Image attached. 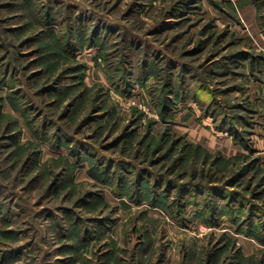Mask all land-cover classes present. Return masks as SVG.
<instances>
[{
  "label": "rangeland",
  "instance_id": "1",
  "mask_svg": "<svg viewBox=\"0 0 264 264\" xmlns=\"http://www.w3.org/2000/svg\"><path fill=\"white\" fill-rule=\"evenodd\" d=\"M262 228L264 0H0V264H264Z\"/></svg>",
  "mask_w": 264,
  "mask_h": 264
},
{
  "label": "trees",
  "instance_id": "2",
  "mask_svg": "<svg viewBox=\"0 0 264 264\" xmlns=\"http://www.w3.org/2000/svg\"><path fill=\"white\" fill-rule=\"evenodd\" d=\"M237 208H239V204H232V203L229 204V208H227V210L230 211L228 214L231 215V218L235 217L236 212H237ZM235 210H236V212H235ZM240 228H242V226H240ZM262 229H264V228H262ZM243 230L248 231V232L250 231L251 233L253 231L252 228H245V227Z\"/></svg>",
  "mask_w": 264,
  "mask_h": 264
}]
</instances>
